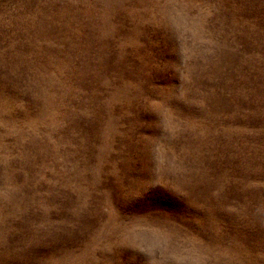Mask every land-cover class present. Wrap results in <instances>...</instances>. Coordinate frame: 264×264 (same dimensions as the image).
Returning a JSON list of instances; mask_svg holds the SVG:
<instances>
[{
    "label": "rangeland",
    "instance_id": "1",
    "mask_svg": "<svg viewBox=\"0 0 264 264\" xmlns=\"http://www.w3.org/2000/svg\"><path fill=\"white\" fill-rule=\"evenodd\" d=\"M0 264H264V0H0Z\"/></svg>",
    "mask_w": 264,
    "mask_h": 264
}]
</instances>
